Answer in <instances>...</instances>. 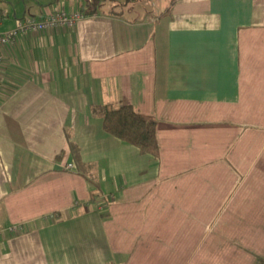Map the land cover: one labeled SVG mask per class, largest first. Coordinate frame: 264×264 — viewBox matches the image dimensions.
I'll return each mask as SVG.
<instances>
[{
  "label": "crops",
  "instance_id": "crops-1",
  "mask_svg": "<svg viewBox=\"0 0 264 264\" xmlns=\"http://www.w3.org/2000/svg\"><path fill=\"white\" fill-rule=\"evenodd\" d=\"M0 8L86 14L0 47V264H264V0ZM123 104L157 157L105 131Z\"/></svg>",
  "mask_w": 264,
  "mask_h": 264
},
{
  "label": "trees",
  "instance_id": "trees-1",
  "mask_svg": "<svg viewBox=\"0 0 264 264\" xmlns=\"http://www.w3.org/2000/svg\"><path fill=\"white\" fill-rule=\"evenodd\" d=\"M126 4L125 1L117 2L115 6L122 8ZM94 10L92 8L88 12ZM97 110L103 120V127L106 132L126 143L139 147L143 153L156 157L159 155L157 122L152 116L137 112L130 104H123L116 108L104 105ZM78 165L80 166V163Z\"/></svg>",
  "mask_w": 264,
  "mask_h": 264
},
{
  "label": "built area",
  "instance_id": "built-area-1",
  "mask_svg": "<svg viewBox=\"0 0 264 264\" xmlns=\"http://www.w3.org/2000/svg\"><path fill=\"white\" fill-rule=\"evenodd\" d=\"M83 11L66 12L64 10H57L49 12L44 18L38 19L32 15H26L17 19L15 28L0 33V47L5 44H13L17 36H26L32 32L48 31L59 27H73L79 20L85 17ZM8 17V13L0 8V23ZM4 65V56L0 48V73ZM71 166V165H69ZM50 215L49 218H52ZM12 231L22 232L24 226L14 225L11 227Z\"/></svg>",
  "mask_w": 264,
  "mask_h": 264
},
{
  "label": "rangeland",
  "instance_id": "rangeland-1",
  "mask_svg": "<svg viewBox=\"0 0 264 264\" xmlns=\"http://www.w3.org/2000/svg\"><path fill=\"white\" fill-rule=\"evenodd\" d=\"M138 1H141V4L143 5V7H145L146 11L155 12V14H159L162 11L166 10L167 7L169 6L170 2H171V0H138ZM106 6H110V4L107 3ZM146 7H148V8H146ZM99 8L104 10L107 7H99ZM116 9L120 10V7H117ZM10 10L13 12L14 8L11 7ZM17 11H18V13L21 12V10L19 8H17Z\"/></svg>",
  "mask_w": 264,
  "mask_h": 264
}]
</instances>
